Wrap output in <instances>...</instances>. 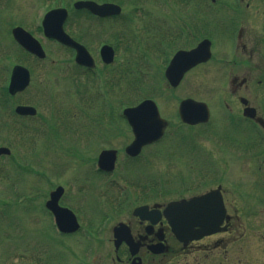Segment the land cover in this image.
<instances>
[{"label":"rangeland","instance_id":"374dc122","mask_svg":"<svg viewBox=\"0 0 264 264\" xmlns=\"http://www.w3.org/2000/svg\"><path fill=\"white\" fill-rule=\"evenodd\" d=\"M74 1L76 0H0V91L7 84L9 71L18 49L17 45L10 41L11 28L21 25L35 36H39L42 33L39 31L42 15L53 7L61 6L68 9L69 16L64 23L67 32L79 38H82L85 32L87 35L85 44L95 58L97 67L93 72L82 76L74 67L72 52L49 39L43 42L46 61H33L25 53L19 55L20 63L30 69L31 83L25 92L11 101L12 104L10 100L5 102L7 107L5 112L10 114L8 111L15 103L36 105L41 116L54 119L65 137L74 135L82 138L83 143L71 142L73 145L77 144L78 148H83V145L85 147L88 143L89 146L86 151L80 149L78 154H69L68 156L75 157L74 160H69L71 157L67 159L68 156L61 151L54 152L50 149L47 139L49 130L40 117L25 122L28 133L20 134L24 137L4 132V120L1 121L0 117V145L8 147L12 151L11 155L17 157V161L22 165L25 162L27 167L32 168V161L36 158L39 170L38 176L34 173L18 172L17 161L15 162L11 157H0V200L5 199V206L0 201V264H30L27 257L29 255L36 258V264H46L47 257L53 256V253L59 249L63 253L64 264L81 262L83 257L80 255V249L86 241L76 238L77 236L68 237L69 249L62 248L60 236H57L50 227V215L43 209L47 192L55 184L68 186L69 181L76 180L78 185L84 181L82 175L84 179L96 182L97 177L89 168H92L97 153L104 145L103 143L97 145L101 138L97 139L96 134L90 133L97 131L98 125L94 119L99 113L107 118L110 101H113L114 105L112 110L119 117L118 114L124 106H127L126 104H135L144 97L156 101L161 116L168 120L167 127L175 128L173 136L166 133L160 142L150 146L139 156L138 160L143 155L148 157L146 162L145 158L140 161L145 163H139L134 168L129 164L125 169L128 162L124 161L122 150L131 140L132 134L125 122L119 120L120 117L117 118L118 127L111 130L108 128L107 132L111 134L109 139H106L110 145L114 144L113 148L121 151L116 178L102 176L97 181L96 191L106 189L104 191L109 198L115 199L118 196L121 200H125L123 206L126 209L130 205L132 194L142 188L152 194L153 200L156 198L153 197L154 191L160 199L170 197L160 191L163 188L168 193L178 191L182 196L188 197L191 193H202L220 183L223 189L227 190L225 199L229 205V213L238 216L240 227L231 236L223 232L213 235V238L223 237L228 241L226 244L228 264H264V154H261L259 159L257 156L252 159L245 157L242 160L238 158L232 160L230 153L232 143H228V152L223 148V143L217 145L216 140L224 136L229 129V120L225 118L227 112L223 111L221 103V100L223 102L220 83L223 76L222 67L214 62L196 67L186 74L176 88L172 89L160 79L159 65L160 63L162 65L164 56L169 55L168 50H172L173 47L169 45L175 46V43L169 39L167 45L162 47V41L168 39L165 37L161 40L162 34H172L176 28L175 23L181 21L176 17L180 16L181 19L188 21L191 17L197 19L198 28L202 31L198 32L199 36L207 31L211 32L212 26L207 19V7H205L206 4L211 3L210 0H137L139 2L132 6L130 2L124 1L121 4L122 15L99 22L89 21L76 15L72 8ZM115 1L120 2V0ZM173 4H179L181 10ZM199 4L202 8H199ZM213 4L214 20H217L215 24L219 25L222 13L227 11L221 5ZM135 7H143L144 11L141 14L137 13ZM195 8L197 15L192 16ZM133 16L134 20L131 23ZM165 16H169L168 20ZM199 36H197L198 40ZM214 36L220 37L216 33ZM101 43L116 47V61L111 66H103L98 59L97 53ZM163 48L167 53L162 51ZM145 50L157 59L152 60L147 57L149 60L147 61L143 54ZM51 61L53 63H50ZM128 70L139 75L141 80V83L134 86L135 88L130 89L126 83L132 76L127 73ZM99 77L102 79L98 80ZM110 82L113 83L112 86ZM80 83L83 85L85 83L84 92L81 93H79ZM110 86L111 90H109ZM185 97L208 102L211 118L206 124H202L206 126L205 128L194 129L182 126L177 118L176 108L178 101ZM1 114L3 119L7 120L8 117L3 111ZM183 134L187 135L185 140L178 141L179 136ZM250 134L249 125L242 124L239 133L234 132L233 136L246 140L253 136ZM32 135L33 137L30 138ZM195 138L202 149L195 144ZM189 146H194L192 151L188 149ZM218 146L222 156L218 155ZM211 150L213 154H210ZM32 153L36 156L34 155L30 160ZM223 153L227 158L223 157ZM79 155L89 160L80 162L76 157ZM159 176L165 181L157 179ZM142 178L147 180L143 182ZM108 179L115 181L108 182ZM35 186L38 189L36 196L32 191ZM119 191L123 193L120 195ZM20 195L25 197L16 204L15 200L17 201ZM26 195L35 196L30 198L35 202L27 200ZM79 195L78 192H69L66 199L81 207L83 197ZM100 200L94 195L84 203L83 209L88 214L92 213V216L96 215L97 211L108 207L105 200ZM103 211L109 212L106 209ZM84 216L87 217V214ZM101 224L97 228L99 236H103L106 232L105 223ZM234 225L235 221L231 220L230 227ZM238 230L241 231L237 232ZM215 250V256L219 258L215 264H223L221 259L225 258H222L221 254L225 252L224 246L221 245ZM18 254L22 257L20 261ZM58 262L63 264L61 256Z\"/></svg>","mask_w":264,"mask_h":264},{"label":"flooded vegetation","instance_id":"af4514ba","mask_svg":"<svg viewBox=\"0 0 264 264\" xmlns=\"http://www.w3.org/2000/svg\"><path fill=\"white\" fill-rule=\"evenodd\" d=\"M240 1L241 12L237 13L235 19L232 16L226 19L223 35L219 39L210 37L211 58L192 68L211 62L222 65L223 76L220 83L222 84L223 102L221 100V103L223 111L229 113L230 117L228 119L229 129L222 136L223 148L228 152V143H232L231 156L238 160H242L245 154L253 153L258 148L261 153L264 152V0ZM165 37L168 39L161 43ZM169 39L175 43L176 49L194 47L200 41L197 39V19L192 17L189 21L182 19L172 34H162L160 43L167 45ZM220 50L221 54L218 55ZM108 113L106 116L108 118L101 115V119L99 117V120H96L98 131H107L108 127L114 128L113 123L116 122L117 115L113 110H109ZM242 124H248L251 129L250 135L253 136L249 139L240 140L239 137L233 136L234 132L239 133ZM105 138L101 141L106 144L104 148H113ZM134 158L136 157H124V161L132 162ZM77 160L82 162L89 159L78 158ZM89 170L95 173L97 181L102 176L116 178V169L110 173L99 171L96 167V159ZM82 179L84 181L78 185L76 180L69 181L68 186L67 184L62 185V193L57 200L59 206L69 208L74 213L79 224L76 231L72 233L58 231L54 227L53 212L47 211L50 215L49 222L51 221L53 229L57 231L56 235L61 238L62 248L69 249L67 238L70 235L82 233L89 235V242H86V246L81 250V255H86L81 264H166L167 262L189 264V257L198 250L201 251L202 258L205 257L210 263L217 247L222 245L227 251L228 241L223 237L214 239L213 234L189 240L183 245L171 231L163 213L169 201L165 198L160 199L156 195L153 196L156 198L152 200V194L150 195L148 190L142 188L132 194L129 200L130 205L125 209L123 206L125 200H121L118 196L115 199L109 198L107 192L104 191L106 189L96 191L97 181L93 183L84 179V175ZM107 181L114 182L115 180L108 179ZM58 185L60 184L53 185L48 190L47 196ZM69 192L80 193L79 196L83 197L82 208L79 204L67 201L66 197ZM226 192L227 190L221 186L222 200L228 212L230 209L225 199ZM119 193L121 195L123 192L119 191ZM94 195L99 200H105L108 207L100 209L96 215L92 216V213L88 214L83 209V206ZM140 206L142 211L135 213V209ZM104 209L109 212L103 211ZM84 214H87V217ZM57 215L60 218V214ZM231 220V216L225 220L226 230L230 227ZM102 222L105 223L106 232L103 236H99L97 228L102 225ZM205 239L210 240L204 241ZM61 255L63 256V253ZM193 260L197 261L198 258L195 257Z\"/></svg>","mask_w":264,"mask_h":264},{"label":"water","instance_id":"95a60500","mask_svg":"<svg viewBox=\"0 0 264 264\" xmlns=\"http://www.w3.org/2000/svg\"><path fill=\"white\" fill-rule=\"evenodd\" d=\"M77 8L84 7L98 16H106L119 13V6L111 3L97 4L93 1H77L74 3ZM66 17L65 9H55L48 11L42 20L44 33L57 39L60 43L70 46L76 52L75 61L78 64L92 66L93 59L86 48L73 40L62 29V23ZM15 39L28 51L38 57H43L44 52L40 44L34 40L21 27L12 29ZM206 44H200L189 51H178L170 60L165 69V77L172 86H176L182 78L184 72L200 61H204L209 52L206 51ZM104 62L112 60V50L104 45L100 50ZM29 82L28 70L15 65L12 68L8 86L9 93L21 91ZM15 111L20 114H33L34 108L31 106H17ZM178 113L184 122L194 124L206 121L208 118V109L205 103L194 101L192 99L182 100L178 107ZM123 115L132 128L134 138L126 147V152L135 155L141 145L158 139L163 131L165 121L159 117L157 107L152 100L145 99L134 107H128L123 110ZM7 152V149L1 147L0 152ZM115 152L112 150H103L98 157V164L101 169L110 171L113 168ZM61 193V187H58L51 193L50 199L46 202V207L52 209L56 214L61 213L63 220L59 228L64 231H73L77 229L74 215L66 209L57 208V199ZM139 210V209H138ZM225 210L222 205L219 188L212 189L205 194L192 197L188 200L182 199L167 204L164 209V215L167 218L172 231L182 240L187 238H198L204 234L213 233L221 230L220 223L224 218ZM195 226H197L195 228Z\"/></svg>","mask_w":264,"mask_h":264},{"label":"trees","instance_id":"16d2710c","mask_svg":"<svg viewBox=\"0 0 264 264\" xmlns=\"http://www.w3.org/2000/svg\"><path fill=\"white\" fill-rule=\"evenodd\" d=\"M85 13H86V12H85ZM115 38H116V40H118V37H117V36H116ZM129 71H130V70H128L127 73H128ZM129 73H130L132 76L130 77V79L127 80V82H126L127 85H129V83L132 84V85H134V86L137 85V84L139 83L140 79H139L138 77H135L136 74L131 73V72H129ZM134 77H135V78H134ZM3 94H5V93H3ZM127 105H128V104H127Z\"/></svg>","mask_w":264,"mask_h":264}]
</instances>
